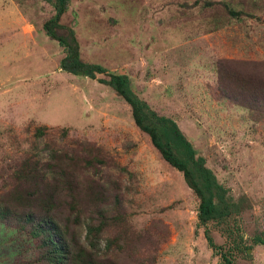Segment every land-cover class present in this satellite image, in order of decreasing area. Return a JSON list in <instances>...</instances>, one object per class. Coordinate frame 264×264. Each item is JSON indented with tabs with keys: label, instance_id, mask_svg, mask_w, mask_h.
Instances as JSON below:
<instances>
[{
	"label": "rangeland",
	"instance_id": "374dc122",
	"mask_svg": "<svg viewBox=\"0 0 264 264\" xmlns=\"http://www.w3.org/2000/svg\"><path fill=\"white\" fill-rule=\"evenodd\" d=\"M58 1L0 0V199L25 186L15 177L28 164L44 176L40 188L47 181L61 192L59 215L77 220L80 245L85 223L98 224L100 212L122 218L101 238L103 251L106 238H120V248L107 253L114 264H218L182 174L100 82L127 75L157 114L176 121L233 197L251 206L238 217L248 257L239 254L234 264H264V119H247L224 99L215 73L223 60L264 75V4L226 0L245 15L226 22L223 0H67L60 23L73 30L83 63L106 71L90 78L61 69L65 50L43 29ZM24 23L32 33L23 32ZM38 127H46L41 138ZM68 190L77 193L78 217ZM208 228L227 247V233ZM38 253L25 231L0 223V264H41Z\"/></svg>",
	"mask_w": 264,
	"mask_h": 264
},
{
	"label": "trees",
	"instance_id": "16d2710c",
	"mask_svg": "<svg viewBox=\"0 0 264 264\" xmlns=\"http://www.w3.org/2000/svg\"><path fill=\"white\" fill-rule=\"evenodd\" d=\"M221 2L225 8L224 13L229 15V20L227 19L226 22L243 20L241 18L245 16L244 13L231 8L230 1ZM66 3L67 0L58 1L57 14L43 24L47 36L58 42L65 50L61 69L74 75L82 71L90 78L95 77L94 73H106L103 68L87 65L81 60L73 30L60 23V16L65 10ZM243 3V7L252 3L263 5L264 0H243ZM211 7L212 3H207V8ZM246 17L250 19V13H246ZM228 24H222L220 27L223 28ZM240 65L237 62L233 64L223 60L218 62L215 67L218 87L224 92V99L246 111L247 119L260 121L264 119V75H256L251 68H241ZM107 75L109 79H101L100 82L127 103L134 125L149 137L151 145L160 157L182 174L187 187L196 197L197 228H204V238L209 247L215 251L214 255L219 256L218 264H234L233 258L239 254L248 257L247 250L250 247L242 238L238 217L251 206L245 205L242 198L233 197L230 189L221 184L213 170L206 165L205 158L197 155V150L183 135L176 121L157 114L134 92L127 75L114 73ZM45 131L46 127L36 128L35 137H43ZM86 165L94 166L93 161H86ZM43 177L37 175V171L28 164H24L16 172L15 180L24 183L25 186L22 184L17 186L6 193L5 198L0 199V202H3L0 203V223L8 227L15 225L17 230L25 231L28 237L36 242L39 249L36 260L38 263L114 264L107 253L114 245L120 248L118 245L120 238H106L104 251L100 250V245L107 227L114 225L113 220L119 222L120 216L109 219L100 212L98 224L94 223L93 219L87 221L84 225L86 246L80 245L72 231L77 220L66 218L65 222L62 221L58 212L59 207L55 202L61 192H56V188H49L47 181L40 188ZM68 191L67 195L71 200L68 205L70 213L77 214L78 217L82 210H79V203L76 200L77 193ZM94 196L102 198L104 195L95 192ZM122 221L120 217V222ZM210 224L221 227L223 233H227V247L214 243L208 228ZM233 228L236 233H233ZM258 242L261 241L255 239L254 244Z\"/></svg>",
	"mask_w": 264,
	"mask_h": 264
},
{
	"label": "crops",
	"instance_id": "0c3cea01",
	"mask_svg": "<svg viewBox=\"0 0 264 264\" xmlns=\"http://www.w3.org/2000/svg\"><path fill=\"white\" fill-rule=\"evenodd\" d=\"M32 24H29V23H24V25H23V32L24 33H29V32H31L32 33ZM34 32V31H33Z\"/></svg>",
	"mask_w": 264,
	"mask_h": 264
}]
</instances>
